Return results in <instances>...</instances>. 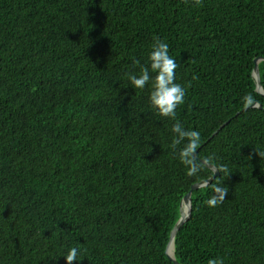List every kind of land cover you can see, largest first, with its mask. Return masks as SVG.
<instances>
[{
	"label": "trees",
	"instance_id": "16d2710c",
	"mask_svg": "<svg viewBox=\"0 0 264 264\" xmlns=\"http://www.w3.org/2000/svg\"><path fill=\"white\" fill-rule=\"evenodd\" d=\"M154 37L185 88L176 120L152 108L151 82L128 80ZM258 57L264 0H0V264H65L74 247V264H174L181 201L213 175L198 159L186 174L177 120L200 133L199 159L230 172L192 193L177 261L264 264ZM248 94L263 108L243 107ZM214 185L228 194L208 207Z\"/></svg>",
	"mask_w": 264,
	"mask_h": 264
},
{
	"label": "clouds",
	"instance_id": "9594fccd",
	"mask_svg": "<svg viewBox=\"0 0 264 264\" xmlns=\"http://www.w3.org/2000/svg\"><path fill=\"white\" fill-rule=\"evenodd\" d=\"M188 0H185L187 3ZM202 0H194V4L199 6ZM150 67H142L139 74H127L131 85L136 89H143L151 82V92L149 100L152 108L158 115L176 120V109L179 105L184 104L185 88L175 82V71L178 67L176 61L169 55V46L166 42L161 41L158 37L153 38L152 51L149 54ZM150 73H155L153 77ZM255 103L251 94L243 97V107L253 106ZM174 133L171 148L176 149L183 144L178 153L179 160L186 168L188 176H195L202 165L198 163L196 156L201 137L198 131L185 130L184 126L177 120L171 128ZM186 141V143H185ZM261 158H264V152H258ZM218 172L229 173L226 166H220ZM213 195L205 201L208 207H216L223 203L228 194V188L214 185L212 188ZM78 249L71 248L66 256L65 264H74L77 261ZM208 264H224L222 258L210 259Z\"/></svg>",
	"mask_w": 264,
	"mask_h": 264
},
{
	"label": "water",
	"instance_id": "95a60500",
	"mask_svg": "<svg viewBox=\"0 0 264 264\" xmlns=\"http://www.w3.org/2000/svg\"><path fill=\"white\" fill-rule=\"evenodd\" d=\"M261 62H264V57H258L254 60V70H253V78L256 82V90L258 93H260L261 95L264 96V88L262 86V82H261V74H260V69H259V64ZM253 108H258V109H262V105L260 103H256L252 106ZM230 120H228L226 123H224L221 127L223 128L225 125H227L229 123ZM219 129V130H220ZM217 134V132H215L211 137L213 138L215 135ZM209 139V140H210ZM201 148V147H200ZM199 148V149H200ZM199 149L196 150V153L194 154L196 156V158L203 164L205 165L207 168H209L212 172L213 175L206 179L203 180L199 183H195L191 186L189 192L184 196V198L181 201L180 204V218L178 220V222L176 223V225L174 226V228L172 229L171 235H170V241L167 245L166 248V255L168 257V259L170 261H172L174 264H181L177 261L176 257H175V239L176 236L178 234V232L180 231V229L186 224V222L190 219L191 217V213H192V193L196 190H199L201 188H204L208 185H210L218 176H220V172H218V169L216 168V166L212 165L211 163L199 159L198 153H199ZM173 246V247H172ZM172 248V251L170 252Z\"/></svg>",
	"mask_w": 264,
	"mask_h": 264
},
{
	"label": "bare ground",
	"instance_id": "6f19581e",
	"mask_svg": "<svg viewBox=\"0 0 264 264\" xmlns=\"http://www.w3.org/2000/svg\"><path fill=\"white\" fill-rule=\"evenodd\" d=\"M173 247V246H172ZM172 251V248H171V250H170V252Z\"/></svg>",
	"mask_w": 264,
	"mask_h": 264
}]
</instances>
